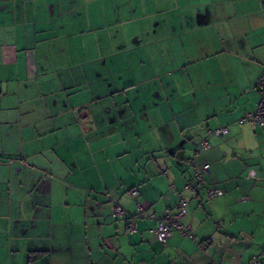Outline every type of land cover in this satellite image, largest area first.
Returning a JSON list of instances; mask_svg holds the SVG:
<instances>
[{
    "label": "crops",
    "instance_id": "crops-1",
    "mask_svg": "<svg viewBox=\"0 0 264 264\" xmlns=\"http://www.w3.org/2000/svg\"><path fill=\"white\" fill-rule=\"evenodd\" d=\"M258 59L264 0H0V264H264V127L198 147Z\"/></svg>",
    "mask_w": 264,
    "mask_h": 264
},
{
    "label": "built area",
    "instance_id": "built-area-1",
    "mask_svg": "<svg viewBox=\"0 0 264 264\" xmlns=\"http://www.w3.org/2000/svg\"><path fill=\"white\" fill-rule=\"evenodd\" d=\"M258 89L260 93L259 101L256 105L255 111L253 114L246 113L245 116L250 118L252 128L255 129L256 125H261L264 127V71H262L261 75L258 79ZM229 132L228 126H218V127H207L204 131V136L199 140L198 147L199 148H209L210 144L208 142V138L211 136H222L226 135ZM165 172V171H164ZM209 172V164L205 163L200 167L195 168L191 178L186 183V188L193 191L195 194L199 192L201 188L205 189V193L207 198L212 199L216 196H220L223 194V190L219 187L215 186H207V179L206 175ZM173 187V184L170 185ZM130 195H136L138 193L137 188H131L128 190ZM137 209L139 211L143 210L142 205L137 202L136 203ZM188 206V200L179 195L177 203H176V212L170 213V210L167 209L166 213L156 218L154 214L150 216L155 219V225L151 228V232L155 234L157 239L164 243L166 238L170 236L173 230H177L179 234L182 236L192 237V232L189 226L182 223L181 218L186 214ZM112 214L115 217H123L125 212L123 208L118 204L114 203L112 208ZM126 228L128 233H133L136 231V223L134 217H128L126 219ZM253 264H259L260 261L257 257L252 259Z\"/></svg>",
    "mask_w": 264,
    "mask_h": 264
},
{
    "label": "rangeland",
    "instance_id": "rangeland-1",
    "mask_svg": "<svg viewBox=\"0 0 264 264\" xmlns=\"http://www.w3.org/2000/svg\"><path fill=\"white\" fill-rule=\"evenodd\" d=\"M260 56L261 55H258V57ZM256 61H258L259 64L264 65V62L261 60L258 59ZM262 70H264V66H261L260 68L256 63L245 64V66L239 71V82L236 83L237 85L235 84L229 88L230 93L234 96L232 97V106L228 108V110L225 109V107L230 104L229 101L226 106H221V108H219L222 109V114L220 116H212L207 119L208 122L205 124L208 125L207 127H215V125H227L229 127L230 133L219 136L220 138L226 139L228 136L233 135V133L235 134L238 131L240 134H243L250 128L251 119L247 118L245 114H253L259 101L260 93L257 85L259 78L256 79V77L262 72ZM239 87L242 90L241 92H239ZM257 126L258 128L261 127L259 124ZM195 139H198V134L193 135L192 140L196 141Z\"/></svg>",
    "mask_w": 264,
    "mask_h": 264
}]
</instances>
